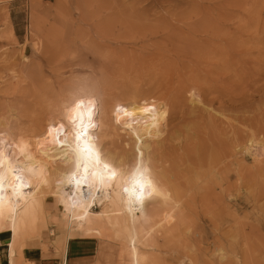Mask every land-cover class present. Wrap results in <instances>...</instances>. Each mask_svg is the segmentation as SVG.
Masks as SVG:
<instances>
[{
    "label": "rangeland",
    "instance_id": "obj_1",
    "mask_svg": "<svg viewBox=\"0 0 264 264\" xmlns=\"http://www.w3.org/2000/svg\"><path fill=\"white\" fill-rule=\"evenodd\" d=\"M201 26L215 28L208 43ZM76 94L167 110L154 153L172 156L155 165L167 168L185 218L177 235L145 251L149 264H264V152L253 157L264 143V0H0V132L33 137ZM117 134L109 146L130 150ZM251 137L257 148L240 154ZM56 207L50 198L51 216ZM66 223L50 222L31 244L60 256L55 239L91 238L95 264H123L115 239L70 233Z\"/></svg>",
    "mask_w": 264,
    "mask_h": 264
},
{
    "label": "bare ground",
    "instance_id": "obj_2",
    "mask_svg": "<svg viewBox=\"0 0 264 264\" xmlns=\"http://www.w3.org/2000/svg\"><path fill=\"white\" fill-rule=\"evenodd\" d=\"M210 26L196 29L201 37L199 40L204 43L212 40V30L215 28ZM188 36L185 40L190 39ZM200 44L201 42L200 48L204 47V44ZM194 92L189 93L193 105L198 103V96ZM93 96L76 94L61 101L57 109L58 123L45 127L33 137L23 138L19 132L14 136L0 132V234H8L10 237V264H19L14 261L16 249L23 250L27 243L40 239L41 232L48 229L49 223L58 219L67 221L70 233L95 235L103 240L115 239L119 246L118 258L123 264H149V255L145 251L156 248L180 231L185 218L179 209L181 197L171 187L172 179L166 173L167 168L161 169V164L158 163L160 165H156L161 170L157 171L159 167L156 169L155 165L158 160L165 161L166 164L169 162V155L172 156L169 153L165 156L166 160L161 161L154 153L158 150L156 146L160 144L166 127V108H144L145 105L141 107L138 104L122 103H112L110 106L111 102L107 100L109 105L107 102L101 105ZM82 127L87 128V137L76 140V134ZM118 131L129 137L132 142L130 150L125 148L128 146L125 142L124 149L120 152H116L113 142L110 144L114 147L109 146L107 138L117 136ZM252 137L248 140L249 146L246 144V149L241 150L245 144L240 146L237 143L240 146L239 153H248L253 143L257 148L258 143ZM262 144L258 145L260 149H254L255 160L264 152ZM85 148L91 150L85 151ZM254 150L252 149V153ZM204 189L206 192L207 188ZM192 194L190 195L193 196ZM50 198L58 207V213L54 216L47 210ZM235 202L238 203V197H235ZM95 206L99 207V211L93 209ZM50 234L53 236L52 230ZM71 238V234H68L64 242L61 238L55 239V249L63 254L66 243Z\"/></svg>",
    "mask_w": 264,
    "mask_h": 264
},
{
    "label": "crops",
    "instance_id": "obj_3",
    "mask_svg": "<svg viewBox=\"0 0 264 264\" xmlns=\"http://www.w3.org/2000/svg\"><path fill=\"white\" fill-rule=\"evenodd\" d=\"M31 243H27L23 250L15 251L14 261L19 264H95L97 259L98 243L91 238H71L60 256L51 249L43 252L39 245ZM11 261L8 238L0 237V264H10Z\"/></svg>",
    "mask_w": 264,
    "mask_h": 264
},
{
    "label": "snow or ice",
    "instance_id": "obj_4",
    "mask_svg": "<svg viewBox=\"0 0 264 264\" xmlns=\"http://www.w3.org/2000/svg\"><path fill=\"white\" fill-rule=\"evenodd\" d=\"M87 128L82 127L76 134V140L85 139L87 137ZM85 151H90L91 149L85 148Z\"/></svg>",
    "mask_w": 264,
    "mask_h": 264
}]
</instances>
